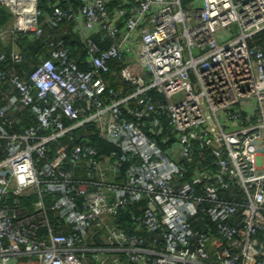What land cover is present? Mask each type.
I'll return each instance as SVG.
<instances>
[{"label": "built area", "instance_id": "built-area-1", "mask_svg": "<svg viewBox=\"0 0 264 264\" xmlns=\"http://www.w3.org/2000/svg\"><path fill=\"white\" fill-rule=\"evenodd\" d=\"M49 1L84 56L25 71L0 0V264H264V0Z\"/></svg>", "mask_w": 264, "mask_h": 264}, {"label": "trees", "instance_id": "trees-1", "mask_svg": "<svg viewBox=\"0 0 264 264\" xmlns=\"http://www.w3.org/2000/svg\"><path fill=\"white\" fill-rule=\"evenodd\" d=\"M51 1L49 0H40V8H41V15L39 17L42 28V35L39 37H29V33H26L23 37L21 36L18 39V45L20 51L23 56V61L19 65L21 70H32L34 66L39 62L41 57L48 56V40L54 39L56 42L59 39H64V45L67 47H71V57L72 58H83V52L81 48V42L79 38L74 34V30L70 25H62L61 31H64V34L61 36H52L56 33L57 29L51 25H49L45 18L50 14L51 11ZM2 19V15H0V21ZM95 39L98 40L99 34H94ZM253 38L255 42L264 43V29L260 32L256 33ZM254 43V41H253ZM101 46L106 47L108 45L107 41H103L100 43ZM139 66L138 64H133L131 66L132 73L136 75L138 73ZM28 122V121H26ZM90 142L93 146H95L99 153H110V151L118 150L117 147L104 138L99 136H92L90 138Z\"/></svg>", "mask_w": 264, "mask_h": 264}, {"label": "rangeland", "instance_id": "rangeland-1", "mask_svg": "<svg viewBox=\"0 0 264 264\" xmlns=\"http://www.w3.org/2000/svg\"><path fill=\"white\" fill-rule=\"evenodd\" d=\"M248 105L252 107L253 106V103L252 102H249Z\"/></svg>", "mask_w": 264, "mask_h": 264}, {"label": "crops", "instance_id": "crops-1", "mask_svg": "<svg viewBox=\"0 0 264 264\" xmlns=\"http://www.w3.org/2000/svg\"><path fill=\"white\" fill-rule=\"evenodd\" d=\"M108 3H109V1H108Z\"/></svg>", "mask_w": 264, "mask_h": 264}]
</instances>
